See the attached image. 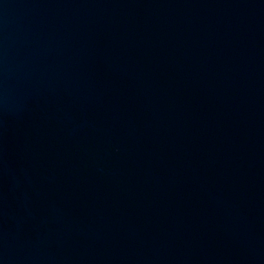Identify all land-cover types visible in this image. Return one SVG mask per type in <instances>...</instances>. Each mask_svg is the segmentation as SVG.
<instances>
[{"label":"water","instance_id":"obj_1","mask_svg":"<svg viewBox=\"0 0 264 264\" xmlns=\"http://www.w3.org/2000/svg\"><path fill=\"white\" fill-rule=\"evenodd\" d=\"M0 264H264V0H0Z\"/></svg>","mask_w":264,"mask_h":264}]
</instances>
